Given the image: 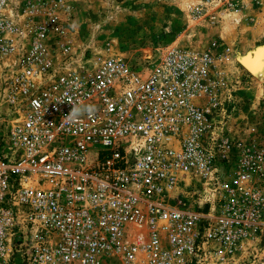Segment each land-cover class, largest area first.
<instances>
[{"label": "built area", "instance_id": "obj_1", "mask_svg": "<svg viewBox=\"0 0 264 264\" xmlns=\"http://www.w3.org/2000/svg\"><path fill=\"white\" fill-rule=\"evenodd\" d=\"M67 0H0V264H190L257 254L264 141L232 123L230 49L94 58ZM239 0L192 5L193 20ZM92 114L69 117L73 106Z\"/></svg>", "mask_w": 264, "mask_h": 264}, {"label": "rangeland", "instance_id": "obj_2", "mask_svg": "<svg viewBox=\"0 0 264 264\" xmlns=\"http://www.w3.org/2000/svg\"><path fill=\"white\" fill-rule=\"evenodd\" d=\"M201 1L67 0V41L94 58L130 61L153 57L170 46L202 50L216 41L219 54L230 49L229 62L222 65L234 101L232 123L264 141V75L254 77L238 61L264 45V0H239V13L218 19L214 26L192 19L190 8ZM199 256L190 264H264V238L257 254Z\"/></svg>", "mask_w": 264, "mask_h": 264}, {"label": "bare ground", "instance_id": "obj_3", "mask_svg": "<svg viewBox=\"0 0 264 264\" xmlns=\"http://www.w3.org/2000/svg\"><path fill=\"white\" fill-rule=\"evenodd\" d=\"M238 61L254 77L264 75V45L254 49L245 56H241Z\"/></svg>", "mask_w": 264, "mask_h": 264}, {"label": "clouds", "instance_id": "obj_4", "mask_svg": "<svg viewBox=\"0 0 264 264\" xmlns=\"http://www.w3.org/2000/svg\"><path fill=\"white\" fill-rule=\"evenodd\" d=\"M94 111H95V106H93V105L73 106L69 112V117L72 119H76L85 113L90 115Z\"/></svg>", "mask_w": 264, "mask_h": 264}]
</instances>
